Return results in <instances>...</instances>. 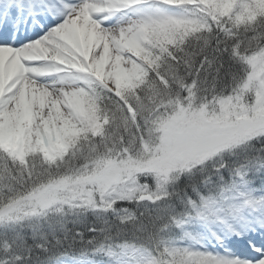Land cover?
I'll use <instances>...</instances> for the list:
<instances>
[{
  "label": "snow or ice",
  "instance_id": "6c2138e0",
  "mask_svg": "<svg viewBox=\"0 0 264 264\" xmlns=\"http://www.w3.org/2000/svg\"><path fill=\"white\" fill-rule=\"evenodd\" d=\"M0 264H264V0H0Z\"/></svg>",
  "mask_w": 264,
  "mask_h": 264
}]
</instances>
